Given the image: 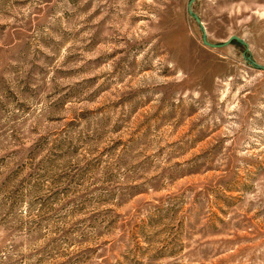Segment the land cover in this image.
<instances>
[{
  "label": "rangeland",
  "instance_id": "obj_1",
  "mask_svg": "<svg viewBox=\"0 0 264 264\" xmlns=\"http://www.w3.org/2000/svg\"><path fill=\"white\" fill-rule=\"evenodd\" d=\"M0 0V264H264V0Z\"/></svg>",
  "mask_w": 264,
  "mask_h": 264
},
{
  "label": "water",
  "instance_id": "obj_2",
  "mask_svg": "<svg viewBox=\"0 0 264 264\" xmlns=\"http://www.w3.org/2000/svg\"><path fill=\"white\" fill-rule=\"evenodd\" d=\"M195 0H190L189 2V5H188V10L189 12L194 16L196 22L199 23V25L201 26V29H202V32H203V36H202V41L205 45L211 47V48H220V47H224V46H227L228 44H230L233 40H236L238 42H240L241 44H243L246 48V51H249V43L247 41H245L242 37L236 35V34H233L231 35L227 40H225L224 42H221V43H213V42H210L209 39H208V36H207V31H206V28L201 20V18L193 12L192 10V4ZM247 59L249 61H251V63L257 67V68H260L262 70H264V65L262 64H258L256 61H254L253 59H251L250 57H247Z\"/></svg>",
  "mask_w": 264,
  "mask_h": 264
}]
</instances>
